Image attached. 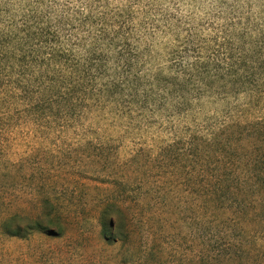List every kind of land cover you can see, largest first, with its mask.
<instances>
[{"label": "rangeland", "instance_id": "rangeland-1", "mask_svg": "<svg viewBox=\"0 0 264 264\" xmlns=\"http://www.w3.org/2000/svg\"><path fill=\"white\" fill-rule=\"evenodd\" d=\"M256 123L264 0H0V221L48 200L67 228L0 239V264H264V234L228 248L233 222L205 212L219 167L193 140ZM239 145L264 170V133Z\"/></svg>", "mask_w": 264, "mask_h": 264}, {"label": "trees", "instance_id": "trees-1", "mask_svg": "<svg viewBox=\"0 0 264 264\" xmlns=\"http://www.w3.org/2000/svg\"><path fill=\"white\" fill-rule=\"evenodd\" d=\"M262 124L238 125L233 127V130L226 128L209 139H193L203 143L208 153L207 158L214 157L217 160L219 170L216 171L219 172L205 174L201 193L203 208L209 217L214 219V216H218L214 222L224 224L231 221L233 228L238 231L237 237H233L232 242H227L228 248H256L248 242H254L258 240L259 234H264V170L256 168L259 160L251 158V148L239 145L245 137L259 138L264 133L262 128L258 129ZM250 130H254V133L245 136L244 133ZM226 149L231 151L235 158L230 163L231 170L221 158L224 157ZM43 203L42 214L36 218L20 215L1 220L0 239L25 240L34 233L53 239L63 236L67 228L62 216L50 201ZM128 210L126 205L115 204L106 206L101 212L99 224L101 236L106 243L115 244L120 241L121 222ZM210 222L211 220L207 223ZM252 222H255V228L250 230ZM215 238L217 239H212L209 243L218 240V236Z\"/></svg>", "mask_w": 264, "mask_h": 264}]
</instances>
